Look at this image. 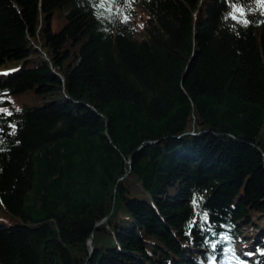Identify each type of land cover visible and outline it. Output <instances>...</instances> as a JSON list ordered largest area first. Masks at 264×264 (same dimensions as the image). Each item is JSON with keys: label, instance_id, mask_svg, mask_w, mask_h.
Instances as JSON below:
<instances>
[{"label": "trees", "instance_id": "1", "mask_svg": "<svg viewBox=\"0 0 264 264\" xmlns=\"http://www.w3.org/2000/svg\"><path fill=\"white\" fill-rule=\"evenodd\" d=\"M0 98V264H264L261 0H0Z\"/></svg>", "mask_w": 264, "mask_h": 264}, {"label": "snow or ice", "instance_id": "2", "mask_svg": "<svg viewBox=\"0 0 264 264\" xmlns=\"http://www.w3.org/2000/svg\"><path fill=\"white\" fill-rule=\"evenodd\" d=\"M100 2H101V4H105V0H100ZM230 2H232V0H230ZM261 3H264V0H261ZM233 8L235 9V11H233L231 14L234 15V16H236L237 19H240L241 17H240V16H237L236 13H237V12H240V13H243V12H244V7H243V5H241V4H237V3H233ZM124 18L127 19L128 16L125 15ZM6 71H11V70H6ZM0 99H2V98H0ZM9 99H10V98H9ZM0 111H3V112H6V113L10 114L6 108H0ZM194 204H195V201H194ZM202 215H203V218H204L205 220L208 219V213H207V211H205L204 213H202ZM195 220H196V217L194 216V217H193V220L190 221V222H195ZM215 246H216V245L213 244V247H215Z\"/></svg>", "mask_w": 264, "mask_h": 264}, {"label": "rangeland", "instance_id": "3", "mask_svg": "<svg viewBox=\"0 0 264 264\" xmlns=\"http://www.w3.org/2000/svg\"><path fill=\"white\" fill-rule=\"evenodd\" d=\"M58 23H55V27L56 26H58L57 25ZM57 28V27H56ZM45 55V54H44ZM25 99V102H26V104H28V105H39V104H42L43 102H44V99H35L34 97H32L31 95H28V96H26V98H24ZM264 227H263V225H262V227L259 229V231L261 230V229H263ZM93 244V243H92Z\"/></svg>", "mask_w": 264, "mask_h": 264}, {"label": "water", "instance_id": "4", "mask_svg": "<svg viewBox=\"0 0 264 264\" xmlns=\"http://www.w3.org/2000/svg\"><path fill=\"white\" fill-rule=\"evenodd\" d=\"M91 240H92V237L90 238L89 244H90L91 249H93V244H92Z\"/></svg>", "mask_w": 264, "mask_h": 264}]
</instances>
